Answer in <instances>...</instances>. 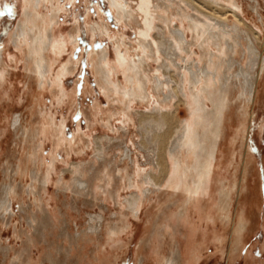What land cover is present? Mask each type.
I'll return each instance as SVG.
<instances>
[{
	"label": "rangeland",
	"instance_id": "rangeland-1",
	"mask_svg": "<svg viewBox=\"0 0 264 264\" xmlns=\"http://www.w3.org/2000/svg\"><path fill=\"white\" fill-rule=\"evenodd\" d=\"M127 1L47 0L31 8L38 10L40 19L33 18L40 29L54 20L48 22L53 37L41 75L29 52L35 35L28 32L25 41L16 35L27 0H0L11 10L0 9V193L5 183L15 188L13 210L0 216V264H162L179 248L182 264H264V0H218L225 21L205 26L204 37L194 26L213 22L187 3L150 0L155 17L147 38L140 35L145 29L140 0ZM178 30L186 42L173 60L180 66L194 60L200 68H211L210 59L223 64L220 80L211 76L215 84L223 81L232 56L219 50V36L226 49L228 41L241 44L233 56L241 64L233 73L252 64L250 44L257 52L255 96L244 102L234 92L208 186L191 199L182 183L184 168L178 189L144 182L157 170V160L146 152L155 146L142 138L138 117L168 107L155 89L166 58L160 35L181 39ZM140 57L146 58L147 98L131 102L124 73ZM180 66L173 69L184 74V97L195 108L192 75ZM204 95L213 123L215 107ZM176 104L171 110L184 122L188 107ZM19 117L21 125L15 124ZM183 153L184 164L196 163V156ZM79 180H87L89 188ZM224 190L232 199L230 211L222 213ZM136 193L142 201L134 211L128 200ZM243 211L248 217L239 245L235 229Z\"/></svg>",
	"mask_w": 264,
	"mask_h": 264
},
{
	"label": "bare ground",
	"instance_id": "bare-ground-1",
	"mask_svg": "<svg viewBox=\"0 0 264 264\" xmlns=\"http://www.w3.org/2000/svg\"><path fill=\"white\" fill-rule=\"evenodd\" d=\"M181 1L187 3L189 6L213 22V24L206 23L203 27L194 26V28L201 32L202 37L206 34L204 31L205 26L213 27L215 25H221L222 22L225 21V7L219 4L218 0ZM36 2H38V4H36ZM45 2H47V0H27L30 7L26 10L25 20L22 24H20L19 30L16 34L19 39L23 38L22 40L24 41L28 38V32L35 35L34 44L30 46L29 52L36 69L41 75L43 74V69L47 68V60L44 52L47 50L46 48L49 46L48 44L51 41L50 37H53V33L51 36L48 32V22L52 24L54 20L53 18L50 21L48 20V22L42 26V29H40L36 24L37 20L33 18V15H35L37 19H40L38 10H36L35 13V11L31 10V8H38L40 4ZM140 2L139 11L145 16V29L140 33V35L143 38H147L149 36V32L153 29L152 19L155 15L151 10L150 0H140ZM112 7H118L117 3L113 2ZM236 7L238 8L237 5ZM158 8H160V6H158ZM166 14H168V12H166ZM120 18H125V16L120 15ZM128 18L131 19V16ZM165 19L168 22V17ZM28 22H31L33 27L29 26ZM42 22L44 23L45 21L43 20ZM164 30H166V28H164ZM207 31L208 30H206V32ZM177 33L180 34L181 39L176 40V38H166L165 36L162 37V35H160L161 40L159 48H161V51L166 55V58L162 59L161 68L157 72V84L155 89L158 93L162 92V94H164L165 98L160 100L161 102L166 100L168 102V107L157 106L154 110L146 112L143 115L138 112V117L142 138L145 140L146 144L151 143L155 146L152 148L153 152H150V150H146V152H148L149 156L150 154H153L152 156H154V160H157V163L154 162L157 165V170H152L148 178L144 179V182H146V184H153L154 186H152V188L162 189L166 184L170 183L171 188L178 189L179 182L177 181V176H180V170L184 168L182 183L185 186L188 199H191L193 196H197L200 191L206 190L208 186L209 177L213 173L212 161L216 160V154L220 149L222 140H224L226 136L225 122L227 114L230 112L231 100L234 92L239 93L238 95H240V98L244 100V102H247L249 97L255 96L256 82L254 78L256 76L254 75L253 68L256 65V61L253 59V56H256L257 52L255 47L250 44L249 52L252 64L249 63L248 69H243L242 73H240V70H238V74L235 72L233 73L232 71L235 66L237 64H241L233 57L237 55L239 50L238 48L241 44L238 41H228V49H226L224 42H221V37L219 36V42L217 43L219 50L221 51L225 49L226 51L224 54H226V56H232H230L228 61H226L229 64L226 66V75L222 78L223 81L221 84H215L212 80L217 77L218 80H220L221 76L219 73L223 68V64L215 62L214 59H210L209 64L211 65V68H200L198 62L194 63V60L186 61V59H184L185 65L183 66H180L179 62L176 63V61L173 60L174 57L180 58L178 52L181 51L182 42H186L185 34L181 30H178ZM208 36H210V32H208ZM182 50H184V48H182ZM34 56L37 58L33 59ZM124 60L120 62L121 66H124ZM102 61L104 65L109 63L106 56H103ZM145 62L146 58L140 57L138 62H133L131 65L126 67L124 76L126 81L130 83L132 87L130 94V97L132 98L131 102L147 98V95H145V87L149 80L143 75ZM174 66H176V68L180 66V68H184L188 74L192 75L194 82V84H192V93L195 108H193V106L190 105L184 97V84L182 81L184 74L176 72L173 69ZM135 80L138 82L137 87L134 84ZM195 83L202 84V86L197 88ZM234 87L237 88H235L236 91L234 90ZM164 91H167V94L164 93ZM204 94L208 95L215 107V110L210 113L214 119L213 123H210L208 117L209 114L206 112L207 109L204 104ZM176 100L177 104L174 105L176 108H178L180 104H186L190 112V117L184 122L181 121V118L176 111L171 110L172 104ZM15 124L21 125V117L15 119ZM151 138L153 139L152 141H150ZM156 147H158V149ZM98 151L100 157L101 155L105 156L103 144L99 146ZM183 152H185V154L187 153L196 156V163L191 167L184 164ZM170 161H173L172 168ZM84 174V171H79V175L81 177L85 176ZM189 179L192 180V184L189 182ZM77 182H79L80 185H86V188H89L87 180H79ZM152 188L149 187V192L152 191ZM2 192V194L0 193V216L3 211L8 210L9 208L13 210L11 197L15 194V188L12 183H5L3 184ZM257 195L258 194L253 192L252 199H255ZM4 196L6 198H4ZM220 196V212H229L231 207L230 201L232 199L231 193L228 190H224L221 192ZM141 201L142 199L140 195L136 193L128 200L129 207L132 208V210L137 211L141 205ZM220 216L222 215L220 214ZM247 217L246 211H243L241 214V224L237 229H235L236 238H234L236 244H239L243 239V232L246 229ZM99 218H102V216L100 215ZM182 259V250L179 248L176 253H173L172 258L167 260L164 258L165 262L162 264H182Z\"/></svg>",
	"mask_w": 264,
	"mask_h": 264
},
{
	"label": "snow or ice",
	"instance_id": "snow-or-ice-1",
	"mask_svg": "<svg viewBox=\"0 0 264 264\" xmlns=\"http://www.w3.org/2000/svg\"><path fill=\"white\" fill-rule=\"evenodd\" d=\"M0 9H4V10L8 11V14H11L10 8H6L4 5H0Z\"/></svg>",
	"mask_w": 264,
	"mask_h": 264
}]
</instances>
